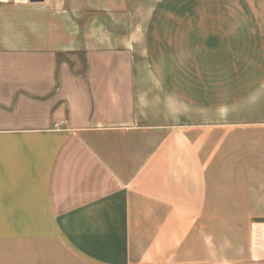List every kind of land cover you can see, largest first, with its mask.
<instances>
[{"label":"crops","instance_id":"0c3cea01","mask_svg":"<svg viewBox=\"0 0 264 264\" xmlns=\"http://www.w3.org/2000/svg\"><path fill=\"white\" fill-rule=\"evenodd\" d=\"M0 264H264V0L0 4Z\"/></svg>","mask_w":264,"mask_h":264},{"label":"built area","instance_id":"2783aa9c","mask_svg":"<svg viewBox=\"0 0 264 264\" xmlns=\"http://www.w3.org/2000/svg\"><path fill=\"white\" fill-rule=\"evenodd\" d=\"M11 0H0V4L8 3Z\"/></svg>","mask_w":264,"mask_h":264}]
</instances>
